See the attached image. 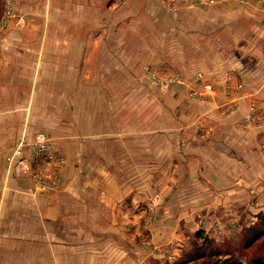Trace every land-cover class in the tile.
<instances>
[{
  "label": "crops",
  "instance_id": "obj_1",
  "mask_svg": "<svg viewBox=\"0 0 264 264\" xmlns=\"http://www.w3.org/2000/svg\"><path fill=\"white\" fill-rule=\"evenodd\" d=\"M35 131L64 159L45 193L6 160ZM152 160L158 176L174 161L219 221L231 197L238 211L264 191V0H0V264H143L106 230L107 193ZM92 193V220L73 219ZM76 220L104 227L71 232Z\"/></svg>",
  "mask_w": 264,
  "mask_h": 264
},
{
  "label": "rangeland",
  "instance_id": "obj_2",
  "mask_svg": "<svg viewBox=\"0 0 264 264\" xmlns=\"http://www.w3.org/2000/svg\"><path fill=\"white\" fill-rule=\"evenodd\" d=\"M146 73L149 74L147 71ZM145 76L143 72L140 76L138 74L137 84L148 88L152 84L160 85L159 93H165L164 79L149 80ZM199 130V135L206 131ZM177 150L179 151V147ZM6 160L11 165L29 169L33 191L45 193L58 187L64 159L45 131H35L29 138L22 137L6 155ZM91 162L93 165L94 161ZM157 162L152 160L150 176L143 177L140 173L136 176L118 177L122 187L132 184V190L129 188L127 191L114 193L113 197L117 199L107 193V198L118 200L113 215L119 218V222L107 225L106 230L120 233L124 240L121 239L119 244L123 247L130 248L133 245L135 260L138 255L143 254V264H228L229 259L250 264L254 257L264 255V191H255L248 185L245 203L240 206V210H232L237 198L231 197V208H223L226 221H219L216 219L219 216L218 208H213V204L206 208L198 206L197 202L192 203L194 192L188 186L190 177H183V187L179 188L177 183L180 176L173 173V165L171 169L174 161H168L166 176L153 174L157 169ZM145 163L142 159H137V171L142 172L144 168L141 167ZM122 165L126 167L127 163L123 162ZM90 204L92 207L82 206L77 209L76 216V208L71 209L74 211L72 218L92 220L89 218L95 215L96 210L94 193ZM240 214H244V217L239 221ZM72 223L74 224L69 225L71 232H96L104 227L79 223L77 220ZM155 256L160 261L156 262L153 259Z\"/></svg>",
  "mask_w": 264,
  "mask_h": 264
},
{
  "label": "trees",
  "instance_id": "obj_3",
  "mask_svg": "<svg viewBox=\"0 0 264 264\" xmlns=\"http://www.w3.org/2000/svg\"><path fill=\"white\" fill-rule=\"evenodd\" d=\"M228 264H242L240 261H236L235 259H229L227 261ZM250 264H264V255L263 256H258L254 257Z\"/></svg>",
  "mask_w": 264,
  "mask_h": 264
},
{
  "label": "built area",
  "instance_id": "obj_4",
  "mask_svg": "<svg viewBox=\"0 0 264 264\" xmlns=\"http://www.w3.org/2000/svg\"><path fill=\"white\" fill-rule=\"evenodd\" d=\"M10 13V11H8ZM18 21L21 22L22 21V18L21 17H18Z\"/></svg>",
  "mask_w": 264,
  "mask_h": 264
}]
</instances>
